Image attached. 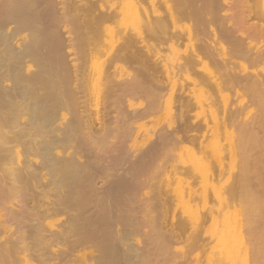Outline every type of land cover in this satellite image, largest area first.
<instances>
[{
    "label": "bare ground",
    "instance_id": "obj_1",
    "mask_svg": "<svg viewBox=\"0 0 264 264\" xmlns=\"http://www.w3.org/2000/svg\"><path fill=\"white\" fill-rule=\"evenodd\" d=\"M209 200L264 264V0H0V264H174Z\"/></svg>",
    "mask_w": 264,
    "mask_h": 264
},
{
    "label": "rangeland",
    "instance_id": "obj_2",
    "mask_svg": "<svg viewBox=\"0 0 264 264\" xmlns=\"http://www.w3.org/2000/svg\"><path fill=\"white\" fill-rule=\"evenodd\" d=\"M229 14H234V13H236L235 12V10H232V11H229L228 12ZM232 21L231 20H228L227 21V23H231ZM130 26H132L131 24H129ZM186 49V46L185 47H182L181 48V50L182 51H184ZM163 55H165L166 57H170V58H175V57H178L179 55H176L175 53H171L170 51H166V52H164L163 53ZM140 102H142L143 104V106H138V108H143L144 106H147V104H148V101L147 100H145V99H143V98H141V99H138L137 100V102L136 103H140ZM191 116L193 117V119H191L192 121H194V122H200V121H203L204 119H201L202 117H203V114H202V109L201 108H199V107H196V108H194L192 111H191ZM156 115H151L150 117H147L146 118V120L144 121V124H143V126H141L142 128H141V132L142 133H146L147 131H150V130H155V131H158V130H161V129H164V128H166L167 127V125H169L170 123H171V120H173L172 122H174L176 119H164V117H162V115H159V116H157V119H156V117H155ZM198 116V117H197ZM158 117H159V119H160V121H159V119H158ZM170 122V123H169ZM151 126V127H150ZM146 131V132H145ZM189 148H191V146H189L188 148H185V149H182L181 151H180V154L181 155H183L182 156V158H183V160L184 161H187V163L189 164V159L190 158H192V149L190 150ZM189 156V157H188ZM186 163V165H188ZM186 178H188V177H186ZM189 179H191L192 180V178L191 177H189ZM188 179V180H189ZM196 186H197V188L199 189V190H202V184H196ZM211 201V202H210ZM214 203H213V202ZM216 203V201H214V200H209V203L207 204V205H204V206H202V205H200L199 206V210H200V213H201V215H200V218H198V220H195L196 221V225L197 226H201L202 228H204V234H202V236H203V238L205 239H207V238H209L208 240H209V242H208V240H205L206 242H205V247L203 246V247H201L200 246V244H202V242H203V240H201L200 242H199V247H197V249L194 251L193 250V252L192 251H189V249H190V247L188 246V244H189V242L190 241H192L191 239L189 240V241H185L186 240V236L189 234V232L191 231V230H189V231H187L188 233H187V235H185L184 237H183V242L182 243H178V244H176L175 246H176V250H179V252L181 253V250L183 251V252H187V254H185L186 256H180V254L178 255V256H180V258L178 257V258H175V263L174 264H183L184 262V264H207L208 262L210 263L211 262V260L212 259H214L215 258V256H216V254L215 253H217L218 251H219V247H220V244H218L219 242H217L218 240L217 239H215V237H214V230L217 228L216 226H219V225H216V223H214L213 221H211V220H208V218L207 219H205L204 220V214H205V212H207V209H208V211L211 209V208H217V203ZM175 204V205H174ZM174 204L173 203H171V204H169V205H167V206H169V208L167 209L168 210V213H167V223L170 225V223H172V220L175 218V220H174V222L176 221V223L178 222V218L180 217V215L182 214V211H183V203H181V202H179V201H175L174 202ZM172 207H171V206ZM172 210V212L170 211V210ZM175 213V214H174ZM181 213V214H180ZM183 216H184V214H183ZM59 218H61V219H59ZM64 218H65V216H60V217H58V219L60 220V221H62V220H64ZM172 218V219H171ZM182 218V217H181ZM180 218V219H181ZM179 219V220H180ZM57 221V222H60V221ZM203 221H204V223H203ZM215 224V225H214ZM170 227V226H169ZM211 234V235H210ZM213 234V235H212ZM140 240H144L143 239V236H139L138 237ZM216 242H215V241ZM210 242H212V244L210 243ZM215 243V245H214V243ZM204 243V242H203ZM210 243V244H209ZM206 245H207V247H206ZM213 246H214V248H213ZM201 247V248H200ZM208 248V249H207ZM219 248V249H218ZM200 249V250H199ZM209 250V251H208ZM204 251V252H203ZM215 251V252H214ZM203 253H204V256H203ZM215 255V256H214ZM183 257V258H182ZM201 257V258H200ZM184 258H186V260L184 259ZM180 259V260H179ZM203 260V261H202ZM179 261V262H178ZM205 261V262H204Z\"/></svg>",
    "mask_w": 264,
    "mask_h": 264
}]
</instances>
